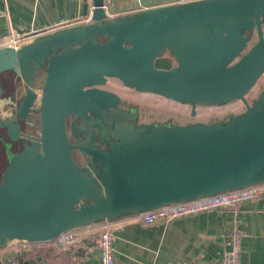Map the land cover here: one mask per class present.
<instances>
[{
  "label": "water",
  "instance_id": "1",
  "mask_svg": "<svg viewBox=\"0 0 264 264\" xmlns=\"http://www.w3.org/2000/svg\"><path fill=\"white\" fill-rule=\"evenodd\" d=\"M91 1L88 22L0 48V131L20 141L0 147V249L264 184V89L246 100L264 75V0L117 17ZM110 79L188 106L190 117L236 101L244 110L142 121L104 88Z\"/></svg>",
  "mask_w": 264,
  "mask_h": 264
},
{
  "label": "crops",
  "instance_id": "2",
  "mask_svg": "<svg viewBox=\"0 0 264 264\" xmlns=\"http://www.w3.org/2000/svg\"><path fill=\"white\" fill-rule=\"evenodd\" d=\"M174 0H105L109 17L158 8ZM91 0H0V39L10 33L37 36L62 27L87 22ZM168 62V64H167ZM170 61L162 67H169ZM235 223L243 231L240 264H264V194L244 203L236 216L205 212L169 223L144 224L131 217L114 228V264H220L226 239ZM78 240L62 235L44 244L13 243L0 249L3 264H99V252L89 228Z\"/></svg>",
  "mask_w": 264,
  "mask_h": 264
},
{
  "label": "built area",
  "instance_id": "3",
  "mask_svg": "<svg viewBox=\"0 0 264 264\" xmlns=\"http://www.w3.org/2000/svg\"><path fill=\"white\" fill-rule=\"evenodd\" d=\"M201 0H174L172 4H184ZM89 19L87 20V22ZM44 34V33H41ZM40 34V35H41ZM38 36V35H37ZM36 36H30V33L17 34L10 33L0 41V48L21 46ZM264 194V184L255 185L231 192L199 198L188 202L168 205L153 211H149L135 216L144 224L153 222L169 223L182 217L193 216L205 212H228L233 216L239 213L240 207L247 201L256 199ZM118 222H105L100 225L89 228L90 235L93 238V244L99 252V264H114L113 258V240L114 228ZM80 231H72L62 235L65 241L73 242L78 240ZM243 231L237 223L233 226L230 234L227 236V248L224 251L220 264H240L241 246ZM0 264H3L0 261ZM190 264H204L203 262H192Z\"/></svg>",
  "mask_w": 264,
  "mask_h": 264
},
{
  "label": "rangeland",
  "instance_id": "4",
  "mask_svg": "<svg viewBox=\"0 0 264 264\" xmlns=\"http://www.w3.org/2000/svg\"><path fill=\"white\" fill-rule=\"evenodd\" d=\"M2 39H0V41ZM165 63L166 62H164V64ZM172 63L173 62H170L169 66L172 65ZM162 65L163 64L158 62L156 66L159 68L162 67ZM104 88L118 94L124 100H127L128 102H132L133 104L137 105L140 110V118L142 121L162 120L165 117H173L175 120L181 123H186V122L206 123L209 120H218L228 114H238L243 112L244 110V105L241 102L236 101L222 107H201V106L197 107L196 115L194 117H190L189 115L190 109L188 106L180 105L178 103L165 100L158 96L134 92L132 90L123 87L118 81L109 80L108 83L104 86ZM263 89H264V75L260 78V80L257 82L255 87L249 92V94L246 97V100L250 102L256 97L259 91ZM76 158L79 161V163L84 162L82 158L77 156ZM0 175H1V171H0Z\"/></svg>",
  "mask_w": 264,
  "mask_h": 264
},
{
  "label": "flooded vegetation",
  "instance_id": "5",
  "mask_svg": "<svg viewBox=\"0 0 264 264\" xmlns=\"http://www.w3.org/2000/svg\"><path fill=\"white\" fill-rule=\"evenodd\" d=\"M6 111H8V110H2L1 111V113H2V115H0V116H7L6 114H4V113H6ZM11 112V111H10ZM0 113V114H1ZM31 119V116H29V120ZM23 127V126H22ZM24 130V131H23ZM21 131H23V132H27V129L25 128V129H22ZM3 143H9V144H11V146L12 147H16L18 144H20V141H18V142H13V141H11L8 137H7V135H6V133L5 132H1L0 131V147H1V145L3 144ZM0 150H2L1 148H0ZM2 163H4V161L2 160ZM3 165V164H2Z\"/></svg>",
  "mask_w": 264,
  "mask_h": 264
},
{
  "label": "trees",
  "instance_id": "6",
  "mask_svg": "<svg viewBox=\"0 0 264 264\" xmlns=\"http://www.w3.org/2000/svg\"><path fill=\"white\" fill-rule=\"evenodd\" d=\"M110 80H115V79H110ZM115 81H118V80H115ZM119 82V81H118ZM120 83V82H119ZM121 84V83H120ZM200 107V106H199Z\"/></svg>",
  "mask_w": 264,
  "mask_h": 264
}]
</instances>
